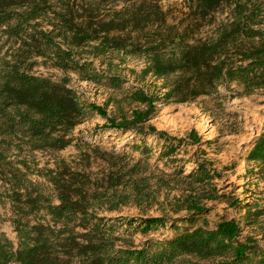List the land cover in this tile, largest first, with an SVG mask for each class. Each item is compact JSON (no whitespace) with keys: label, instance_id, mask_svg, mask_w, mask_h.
<instances>
[{"label":"trees","instance_id":"1","mask_svg":"<svg viewBox=\"0 0 264 264\" xmlns=\"http://www.w3.org/2000/svg\"><path fill=\"white\" fill-rule=\"evenodd\" d=\"M162 0H123L107 8L106 0H0V206H10L18 246L0 234V264H174L182 258L212 264H264L258 242L242 236L236 219L215 228L194 226L209 212L197 201L185 203L187 215L175 220L186 226L142 248L120 245L119 226L146 234L166 227L167 219L107 220L92 210L101 202L90 176L59 159L56 167L35 171L27 153L62 151L73 143L72 132L91 115L107 120L104 128L147 135L145 124L156 103H189L236 84L241 95L264 89V0H184L190 21L185 27L168 23ZM228 10L214 36L198 38L201 29ZM143 57L141 76L173 78L161 95L136 89L129 95L145 109L109 116L107 109L80 99L66 76L59 81L36 75L37 66L111 89L124 80L99 70L95 60L109 53ZM172 156L178 141L150 126ZM191 139L199 142L196 134ZM181 142V141H179ZM143 155L148 149L139 147ZM164 156V155H163ZM264 167V135L249 153ZM112 168L108 189L128 186L147 169L139 161L124 170ZM39 175L52 192L32 180ZM128 178L126 179V177ZM199 186H211L215 175L199 163L188 175ZM238 203H235V206ZM171 223L177 231L180 227Z\"/></svg>","mask_w":264,"mask_h":264},{"label":"rangeland","instance_id":"2","mask_svg":"<svg viewBox=\"0 0 264 264\" xmlns=\"http://www.w3.org/2000/svg\"><path fill=\"white\" fill-rule=\"evenodd\" d=\"M106 1V7L112 8L120 7L123 0ZM160 4L169 24L181 28L188 25L190 16L184 0H162ZM228 14V10L217 14L216 22L204 26L198 38L214 36ZM95 65L102 72L121 77L125 82L123 87L111 89L106 84L83 81L77 74H64L50 67L37 66L33 72L55 81L67 76L69 86L82 101L105 107L109 116L117 118L121 113L145 109L129 99L133 91L144 89L161 95L173 80H156L151 76L144 79L141 72L146 59L143 57L115 52L95 60ZM241 93L242 88L231 84L194 102H157L156 113L144 126L147 135L104 128L107 120L93 114L72 132L74 141L69 147L57 152H29L28 160L35 171L53 169L59 159H65L73 168L86 172L93 181L92 191L102 197L92 210L99 217L121 223L153 217L167 219L166 227L146 234L119 226L118 233L124 239L120 245L142 248L149 240L167 239L183 231L186 226L175 220L187 215L185 203L197 201L209 212L194 226L212 229L224 219H236L243 230L242 236L255 239L264 253V167L248 159L255 143L264 135V89L247 96ZM150 126L178 140L174 143L178 149L172 156H165L168 146L157 134L148 132ZM192 134L198 136L199 142L191 139ZM142 146L148 149L149 156L142 154L139 149ZM139 161L148 167L130 185L108 189L105 179L115 164L126 170ZM199 163H206L215 175L211 186H199L188 177ZM31 178L52 192L45 178L37 174ZM11 218L10 206H0V234L17 248L18 233ZM174 222L179 231L171 227ZM174 264H212V261L190 257Z\"/></svg>","mask_w":264,"mask_h":264}]
</instances>
